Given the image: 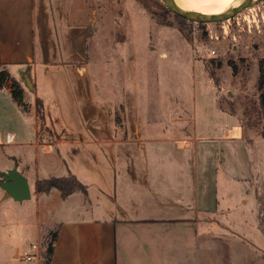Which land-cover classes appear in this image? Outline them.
I'll use <instances>...</instances> for the list:
<instances>
[{
	"label": "crops",
	"instance_id": "crops-1",
	"mask_svg": "<svg viewBox=\"0 0 264 264\" xmlns=\"http://www.w3.org/2000/svg\"><path fill=\"white\" fill-rule=\"evenodd\" d=\"M35 7L36 0H0V71L5 70L22 89V104L41 102L43 132L51 133V141L46 145L49 151H37L46 156L48 165L63 168L65 175L61 177L73 175L86 188V193H73L65 199L55 189L36 191L40 207L35 225L54 226L56 232L49 264H264V247L211 218L224 209L229 212L231 207L219 208V173L233 183L247 177L239 173L235 163L225 170L220 163L217 167L211 162L210 153L215 157L217 150L207 142L228 139L232 135L229 127L239 124L221 127L216 136L196 134L202 112L196 116L193 105L190 113L179 116V98L171 91L170 97L162 98L159 93L151 101L156 118L150 121L143 113L146 99L131 92L135 84L117 87L122 99L115 101V84L109 79L99 82L104 68L91 62V91L95 93L84 92L80 100L81 105L93 108L91 114L88 109L78 114V129L64 124L56 132L35 90L38 63L45 66L54 55L42 49V60L37 59ZM82 60L88 62L87 58ZM78 70L83 72V68ZM106 74L109 77L108 70ZM83 86L75 83L79 90ZM11 93V83L7 82L0 89V154L12 163L0 172L18 168L19 159L6 150L25 141L21 122L26 123V134L33 135L32 144H38L36 128L28 124L34 110L25 114ZM212 104L214 107L215 101ZM116 105L122 106V122L117 127ZM204 124H200L201 129ZM190 127L192 135L185 132ZM225 132L230 134L225 136ZM77 160H81L84 172L72 166ZM20 174L26 179L29 176L27 171ZM244 201L239 197L238 203ZM5 264L19 262L13 259Z\"/></svg>",
	"mask_w": 264,
	"mask_h": 264
},
{
	"label": "rangeland",
	"instance_id": "rangeland-1",
	"mask_svg": "<svg viewBox=\"0 0 264 264\" xmlns=\"http://www.w3.org/2000/svg\"><path fill=\"white\" fill-rule=\"evenodd\" d=\"M176 4L184 11L195 12ZM34 28L37 59L42 60V49L54 53L45 66L39 61L34 84L56 132L64 124L78 129V114L87 109L91 114L93 108L81 105L80 101L85 97L82 93L90 95L94 91H91L94 83L91 62H98L104 68L99 82L106 83L109 79L115 84V101L122 99L117 87L135 84L131 92L146 99L143 106L147 104V110L143 113L150 121L156 118L151 101L159 93L162 98L170 97L171 91L179 98L182 109L179 116L190 113L193 105L196 116L202 112L199 129L202 122L206 125L196 129V134L216 136L221 127L239 124L229 127L232 135L228 139L207 142L217 150L215 157L210 153L211 162L217 167L220 163L225 170L235 163L239 173L247 177L233 183L223 180L224 173H219L221 179L216 182L219 208L231 207L229 212L224 209L211 218L264 247V138L261 136L264 116L257 90L258 61L264 59V0L218 23L179 19L160 0H36ZM84 58L87 63L83 62ZM82 68L81 73L78 69ZM75 83L84 85L83 89L75 88ZM30 99L33 101L32 94ZM21 106L27 115L30 109L34 110L33 121L29 119L28 124L35 126L38 144H32L34 137L26 134V123L21 122L20 131L27 136L25 141L18 148H6L8 155L19 159L18 168H13L19 173L28 172L31 196L21 203L3 199L0 188V264L13 259L19 264L39 261L43 264L55 227L35 225L40 197L33 181L61 178L65 171L48 165L46 156L40 153L47 151L51 133L43 132L37 106L28 102ZM121 109V105H116V127L122 122ZM185 132L193 133L191 127ZM241 137L243 140H238ZM216 155L220 157L217 159ZM11 163L0 154V171ZM72 166L84 172L81 160ZM241 196L246 203H238ZM25 253L31 256V261L24 260Z\"/></svg>",
	"mask_w": 264,
	"mask_h": 264
},
{
	"label": "trees",
	"instance_id": "trees-1",
	"mask_svg": "<svg viewBox=\"0 0 264 264\" xmlns=\"http://www.w3.org/2000/svg\"><path fill=\"white\" fill-rule=\"evenodd\" d=\"M198 14H204L202 12H194ZM176 16V15H175ZM179 19L178 16H176ZM185 20V19H183ZM7 82L11 83V89H12V98L21 106L22 103V89L19 87V85L12 79H10L8 73L5 70L0 71V89L5 87V84ZM257 90L259 92V104L261 107V111L264 116V59H261L258 61V80H257ZM37 112L40 115V119H42V105L41 102H37ZM261 136L264 138V126L261 131ZM55 189L58 191L60 197L62 199H65L69 195L73 193H86V188L83 186L73 175H68L66 177L61 178H54L50 177L48 179H44L41 181H38L36 184V190L38 192L42 193H48L50 190ZM50 241L47 245V248L45 250V256H44V262L43 264H49L52 253H53V243L56 238V232H53L50 236Z\"/></svg>",
	"mask_w": 264,
	"mask_h": 264
},
{
	"label": "water",
	"instance_id": "water-1",
	"mask_svg": "<svg viewBox=\"0 0 264 264\" xmlns=\"http://www.w3.org/2000/svg\"><path fill=\"white\" fill-rule=\"evenodd\" d=\"M165 8L172 14L190 22L218 23L232 19L235 15L251 7L260 0H243L235 8L216 14H194L181 10L174 0H160ZM0 188L3 190V199H12L23 202L30 199V188L27 179L16 168L0 172Z\"/></svg>",
	"mask_w": 264,
	"mask_h": 264
},
{
	"label": "bare ground",
	"instance_id": "bare-ground-1",
	"mask_svg": "<svg viewBox=\"0 0 264 264\" xmlns=\"http://www.w3.org/2000/svg\"><path fill=\"white\" fill-rule=\"evenodd\" d=\"M174 1L176 3H179L181 5L190 8L195 12L214 14L220 12H227L238 6L243 0H174ZM190 13H194V12H190ZM194 14H198V13H194ZM229 134L230 132H225V136H228ZM47 150L49 151V147L47 148Z\"/></svg>",
	"mask_w": 264,
	"mask_h": 264
},
{
	"label": "built area",
	"instance_id": "built-area-1",
	"mask_svg": "<svg viewBox=\"0 0 264 264\" xmlns=\"http://www.w3.org/2000/svg\"><path fill=\"white\" fill-rule=\"evenodd\" d=\"M33 249H35V248L33 247ZM24 260H25V261H31L32 258H31L30 255H28L27 253H25V254H24Z\"/></svg>",
	"mask_w": 264,
	"mask_h": 264
},
{
	"label": "flooded vegetation",
	"instance_id": "flooded-vegetation-1",
	"mask_svg": "<svg viewBox=\"0 0 264 264\" xmlns=\"http://www.w3.org/2000/svg\"><path fill=\"white\" fill-rule=\"evenodd\" d=\"M1 179V178H0Z\"/></svg>",
	"mask_w": 264,
	"mask_h": 264
}]
</instances>
